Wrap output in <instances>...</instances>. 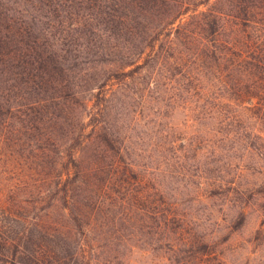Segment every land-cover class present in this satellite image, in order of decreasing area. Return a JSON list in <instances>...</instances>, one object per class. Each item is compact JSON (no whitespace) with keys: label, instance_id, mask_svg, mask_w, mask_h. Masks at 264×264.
Instances as JSON below:
<instances>
[{"label":"rangeland","instance_id":"obj_1","mask_svg":"<svg viewBox=\"0 0 264 264\" xmlns=\"http://www.w3.org/2000/svg\"><path fill=\"white\" fill-rule=\"evenodd\" d=\"M180 4L0 0V242L264 264V113L164 45Z\"/></svg>","mask_w":264,"mask_h":264},{"label":"trees","instance_id":"obj_2","mask_svg":"<svg viewBox=\"0 0 264 264\" xmlns=\"http://www.w3.org/2000/svg\"><path fill=\"white\" fill-rule=\"evenodd\" d=\"M161 1L165 4L172 0ZM215 1L205 11H197L209 0H181L164 23V45L172 49L179 41L192 61L209 60L225 87L233 79L234 94L239 98L243 94L249 108L264 113V0ZM186 15L188 19H184ZM21 236L17 241L0 242V264L60 263L57 245L39 244L41 237L33 232ZM79 251L77 246L71 248L67 255L69 264H90Z\"/></svg>","mask_w":264,"mask_h":264}]
</instances>
